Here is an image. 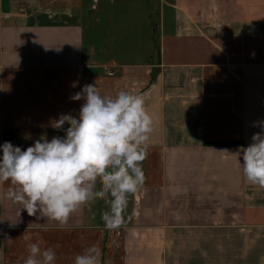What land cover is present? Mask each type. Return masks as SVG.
<instances>
[{
  "label": "crops",
  "instance_id": "0c3cea01",
  "mask_svg": "<svg viewBox=\"0 0 264 264\" xmlns=\"http://www.w3.org/2000/svg\"><path fill=\"white\" fill-rule=\"evenodd\" d=\"M94 83L141 95L153 120L131 225H93L86 207L37 219L3 183L0 264L31 243L56 264L92 245L102 264H264V188L240 154L264 121V0H0V145L63 137L51 122Z\"/></svg>",
  "mask_w": 264,
  "mask_h": 264
},
{
  "label": "clouds",
  "instance_id": "9594fccd",
  "mask_svg": "<svg viewBox=\"0 0 264 264\" xmlns=\"http://www.w3.org/2000/svg\"><path fill=\"white\" fill-rule=\"evenodd\" d=\"M71 100H83L78 116L61 114L51 127L63 137L36 140L22 150L11 142L0 145V184H10L6 198L37 219L65 226L83 207L104 201V227L119 230L126 224L129 197L145 184L143 161L153 120L137 93L121 90L101 95L96 84H86ZM68 127L64 129V125ZM262 131L242 150L246 180L264 188V121ZM101 249L89 246L74 264H101ZM54 249L28 246L23 264H56Z\"/></svg>",
  "mask_w": 264,
  "mask_h": 264
},
{
  "label": "rangeland",
  "instance_id": "374dc122",
  "mask_svg": "<svg viewBox=\"0 0 264 264\" xmlns=\"http://www.w3.org/2000/svg\"><path fill=\"white\" fill-rule=\"evenodd\" d=\"M20 7H19V9H20ZM137 196L138 195L135 194L134 196L129 197V204H128V209H127V213H126V224H125V226H129L132 223V218L130 215H131L133 208H135L134 204L136 202H138V201H135V200H138ZM86 210L88 211L89 222H91L93 225H98V226L104 227V223H103L102 218H101L102 212L107 210V205L104 203V201H102V200L97 201L94 204H92L90 207H86ZM102 263H103V259L101 258V264Z\"/></svg>",
  "mask_w": 264,
  "mask_h": 264
},
{
  "label": "built area",
  "instance_id": "2783aa9c",
  "mask_svg": "<svg viewBox=\"0 0 264 264\" xmlns=\"http://www.w3.org/2000/svg\"><path fill=\"white\" fill-rule=\"evenodd\" d=\"M107 75H108L109 77H115L116 73H115L114 71L108 69V70H107Z\"/></svg>",
  "mask_w": 264,
  "mask_h": 264
},
{
  "label": "trees",
  "instance_id": "16d2710c",
  "mask_svg": "<svg viewBox=\"0 0 264 264\" xmlns=\"http://www.w3.org/2000/svg\"><path fill=\"white\" fill-rule=\"evenodd\" d=\"M9 134L8 133H4V138H8Z\"/></svg>",
  "mask_w": 264,
  "mask_h": 264
}]
</instances>
